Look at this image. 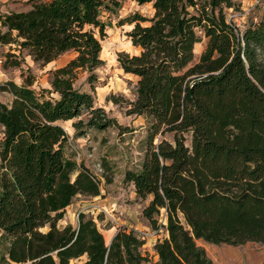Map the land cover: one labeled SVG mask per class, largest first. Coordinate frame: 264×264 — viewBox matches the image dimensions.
<instances>
[{
    "label": "trees",
    "instance_id": "16d2710c",
    "mask_svg": "<svg viewBox=\"0 0 264 264\" xmlns=\"http://www.w3.org/2000/svg\"><path fill=\"white\" fill-rule=\"evenodd\" d=\"M124 1L48 0L0 13L1 46L43 65L74 54L51 71L48 96L29 78L0 86L13 96L0 102V233L9 241L0 264H213L198 240L264 243V13L241 30L226 12L239 9L235 0H136L153 15L119 22L131 26L126 35L139 50L118 54L137 78L128 113L148 123L142 163L125 182L148 202L142 215L152 230L167 234L153 246L158 260L135 231L119 229L108 243L85 213L76 227L59 226L78 196L101 195V181L67 156L62 123L75 121L78 131L115 125L76 82L87 73L93 88L105 65L104 16ZM202 35L208 41L195 63ZM20 66L16 53L6 54L5 68Z\"/></svg>",
    "mask_w": 264,
    "mask_h": 264
},
{
    "label": "rangeland",
    "instance_id": "374dc122",
    "mask_svg": "<svg viewBox=\"0 0 264 264\" xmlns=\"http://www.w3.org/2000/svg\"><path fill=\"white\" fill-rule=\"evenodd\" d=\"M45 1L48 0H0V13L26 12L34 3ZM235 1L239 9H230L226 12L228 19L241 30L251 22H257L264 13V0ZM135 12L151 17L153 8L151 4L140 6L136 0H125L117 14L112 15L111 18L108 17L109 14H105L104 20L110 23L108 37L103 42L101 54L105 65L97 70L98 79L93 88L87 83V73L80 74L76 82L77 88L93 95L95 105L103 108L108 118L114 120L115 125L103 131L87 127L78 131L73 126L75 121L62 123L69 135L66 145L67 156L79 164L83 163L101 181V195L97 198L78 196L66 210V215L59 226L71 224L76 227L79 214L85 213L96 222L108 243L119 229L135 231L146 240L143 247L145 254L156 262L158 258L153 245L164 238L165 232L162 229L159 232L152 230L142 215L143 208L148 202L139 200L134 186L125 182L126 172L140 168L146 149L148 127L144 117L128 113L130 103L135 101L134 90L137 78L125 74L118 62L119 53L131 55L139 53L126 35L131 30V26L119 25L120 20ZM207 41L202 35V42L196 45L195 63L199 61ZM7 53H16L21 60V66L5 68ZM73 57V53H67L56 61L43 65L35 62L26 51L19 52L15 46L0 45V86L10 81L21 86L25 79L29 78L34 81L32 89L38 94L48 96L49 94L44 93V90L52 89L51 71L65 66ZM12 99V94L0 90V102L9 104ZM106 177L112 182L107 183ZM161 219L162 222H166L164 217ZM197 244L206 250L213 264L264 263V243L250 242L231 246L214 245L198 240ZM8 247L9 241L1 238L0 233V257ZM85 261L86 257H82L71 264H84Z\"/></svg>",
    "mask_w": 264,
    "mask_h": 264
},
{
    "label": "crops",
    "instance_id": "0c3cea01",
    "mask_svg": "<svg viewBox=\"0 0 264 264\" xmlns=\"http://www.w3.org/2000/svg\"><path fill=\"white\" fill-rule=\"evenodd\" d=\"M1 14H2V13H1ZM69 122H70V121H69ZM96 198H97V197H96ZM116 232H117V231H116ZM164 232H165V231H164ZM115 234H116V233H115ZM115 234H114V235H115ZM114 235H113V236H114ZM165 237H167V234H166V233H165V235H164V238H165ZM156 242H157V241H156ZM156 242H155V243H156ZM197 242H198V241H197ZM155 243H154V245H155ZM154 245H153V246H154Z\"/></svg>",
    "mask_w": 264,
    "mask_h": 264
}]
</instances>
